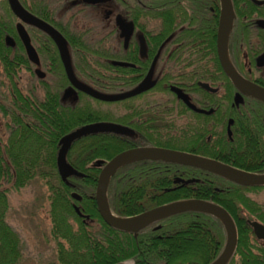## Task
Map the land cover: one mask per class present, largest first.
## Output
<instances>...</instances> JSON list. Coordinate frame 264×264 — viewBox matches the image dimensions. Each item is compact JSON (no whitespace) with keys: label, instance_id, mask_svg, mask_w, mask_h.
Segmentation results:
<instances>
[{"label":"trees","instance_id":"1","mask_svg":"<svg viewBox=\"0 0 264 264\" xmlns=\"http://www.w3.org/2000/svg\"><path fill=\"white\" fill-rule=\"evenodd\" d=\"M5 1V0H4ZM236 8L234 26L240 28L247 19L264 17V4L251 0H232ZM248 5V9L242 5ZM247 16V17H246ZM16 17L6 1L0 7V264H19L23 257V239L17 228L7 219L10 208L9 193L18 191L33 180L46 186L49 200L50 237L55 243L56 258L43 264H207L221 251L226 231L222 222L213 215L186 211L164 217L136 234L107 225L101 218L96 203L95 189L102 166L117 153L137 143L135 97L117 102H103L77 92L76 99L65 102L63 91L69 82L58 54L46 51L45 62L50 70L43 79L33 75L42 90L20 87L22 67L31 70L30 62L21 51L19 42L9 45L7 37L15 36ZM249 27V26H246ZM92 29V28H91ZM90 29V30H91ZM73 35H79L75 31ZM238 38V40H237ZM235 38L243 46L249 38ZM238 41V42H237ZM50 44L52 42L49 40ZM101 54V51L98 52ZM97 86H109L105 93H116L118 77L106 72L109 67L88 63ZM91 74V75H89ZM157 90H166L165 76H157ZM206 78V77H205ZM221 79H225L222 74ZM125 89L133 87L138 77L126 75ZM206 99L216 102L217 94L208 93ZM233 92L221 99H232ZM243 112L236 120L232 140L220 127L225 124L204 123L203 141L189 144L185 149L216 159L251 173H264V100L245 96ZM108 123L106 128L74 140L67 152L72 171L62 179L57 171L56 155L59 140L65 134L84 125ZM164 125L152 122L151 132L144 128L143 135L165 147L175 148L163 135ZM208 136L210 138L208 139ZM155 165V167L149 166ZM179 169L180 171H178ZM183 171V172H182ZM182 172L183 177L199 178L198 182L165 191L172 187V177ZM264 189L260 186H242L220 175L197 167L152 160L146 164L132 161L119 167L110 177L107 199L111 212L128 217L187 197L211 200L224 207L234 220L237 243L227 264H264V246L259 242L247 219L264 223V203L249 196ZM72 194L79 196L77 200ZM154 196L157 201H149ZM84 216H79L74 206ZM219 246L216 249V246ZM251 247H257L252 250Z\"/></svg>","mask_w":264,"mask_h":264},{"label":"flooded vegetation","instance_id":"2","mask_svg":"<svg viewBox=\"0 0 264 264\" xmlns=\"http://www.w3.org/2000/svg\"><path fill=\"white\" fill-rule=\"evenodd\" d=\"M5 1L16 17L15 36L7 37L6 41L13 46L19 42L21 51L31 64V70L22 67L20 73L25 70L39 78L36 75V69H39L44 73V76L39 79H43L50 70L49 64L45 62L46 51L52 49L61 61L59 48L44 30L16 16L8 0ZM5 1L0 0V7ZM18 2L33 16L47 22L63 36L75 78L99 92L105 93L103 91L109 86H97L92 79L83 77L90 73L84 68L87 66L85 59L91 64H94L93 60H97L95 63L98 66L102 64L104 67H109L106 72L117 75L119 91L116 93L137 87L153 65L151 80L155 82V85L133 96L136 98L135 119L138 128L137 143L132 148L159 147L196 154L185 148L189 144L202 143L204 123L210 120L205 116H211L210 123L214 125L225 124L224 127L219 128L220 132L225 130L227 137L232 140L233 128L236 124L234 115L244 111L240 106L246 103L245 96L248 95H243L242 102L238 104L234 102V95L239 89L227 76L220 63L216 44L221 10L220 0H18ZM242 6L248 9L246 4ZM233 10L234 18L227 42L230 64L244 79L264 87V59L262 58L264 17L259 18L253 15L254 18L245 20L242 27L238 28L234 26L236 17L234 5ZM20 25L36 52L37 64L29 60L27 47L18 33ZM75 31L79 32V35H73ZM238 36L242 39L249 38L250 44L243 46L241 42L237 47L235 38ZM49 40L52 45L48 42ZM100 51L101 54L98 53ZM61 65L67 78L62 61ZM222 74L225 79H221ZM126 75L138 77L136 84L130 89H125L124 86ZM157 76L166 77L167 83L162 86L166 90L156 89L159 86ZM68 82L69 87L65 88L62 95V100L65 102L76 99V93L79 91L69 80ZM200 83H207L214 91L205 90ZM171 87L177 88L191 106ZM203 91L217 94L220 99L211 102L206 99ZM229 92H233L231 100L221 99ZM230 120L231 136L227 132ZM152 122L164 125L163 135L176 145L175 148L161 146L143 135L144 128L148 129V133L151 132ZM152 160L137 161L149 164ZM152 166L155 167V165ZM182 172L172 177V187L163 189L169 191L198 182L199 178L183 177ZM183 180L192 181L185 183ZM185 199L198 198L187 197L179 200ZM157 200L152 195L149 199V201ZM248 220L250 219L246 220L247 224ZM256 239L264 246V240L257 237ZM226 240L220 253L207 264L213 262L222 253ZM218 247L217 245L216 249ZM251 248L257 249V247ZM128 263L132 264L131 261Z\"/></svg>","mask_w":264,"mask_h":264},{"label":"water","instance_id":"3","mask_svg":"<svg viewBox=\"0 0 264 264\" xmlns=\"http://www.w3.org/2000/svg\"><path fill=\"white\" fill-rule=\"evenodd\" d=\"M251 1L257 5L264 4V0ZM8 2L14 14H16V16H18L22 21L29 22L35 25L36 27L44 30L53 39V41L59 48L60 58L64 65L67 78L72 84V86L77 90L100 101L115 102L131 98L145 90L152 88L155 85V82L151 80V72L153 65L148 75L137 87L122 93H102L87 86L84 83L79 82L72 72L70 59L66 48V41L63 36L53 26L33 16L30 12L24 9L18 2V0H8ZM220 3L221 10L216 40L217 52L222 68L224 69L225 73L230 78V80L234 83V85H236V87L239 89V91L236 92L234 95V102L236 104L242 102L243 95H251L264 100V87L244 79L230 64L227 52V42L228 33L234 18V10L231 0H220ZM18 33L27 47V54L29 60L37 64L38 58L36 52L30 45L27 34L23 30L21 25L18 27ZM262 58L264 59V53L262 55ZM36 75L39 78H42L44 76V73L41 70L36 69ZM200 85L205 90L214 91V89L211 88L207 83H200ZM171 89L176 92L182 100H184L188 105H190L187 99L177 88L171 87ZM230 123L231 120L229 121L227 127V132L229 136H231ZM114 127L116 126L108 123L89 124L76 128L75 130L61 137L59 140V149L56 155V166L59 176L62 179H65L68 174L72 171L70 164L67 162L66 155L71 143L74 140L90 133L99 132L106 128ZM141 159H153L197 167L202 170H206L208 172L220 175L242 186L264 185V173H251L249 171L231 166L216 159L200 156L189 152L159 147L130 148L121 151L114 155L110 160H108L102 166L99 172L94 197L98 212L107 225L121 231L132 232L136 234L139 230L150 225L151 223L173 214L182 213L186 211H198L208 213L214 215L215 217L221 220L227 233V240L222 253L213 262L209 264H227L236 247L237 231L234 220L228 213V211L215 202L201 199L178 200L156 206L147 211L128 217H118L111 212L107 199V188L111 175L122 165ZM191 181L192 180H183V182L185 183H189ZM72 197L77 200L81 199L79 196H75L74 194H72ZM74 209L79 216H84L76 205L74 206ZM248 224L252 227L255 236L258 239L264 240V223L257 220H248Z\"/></svg>","mask_w":264,"mask_h":264},{"label":"rangeland","instance_id":"4","mask_svg":"<svg viewBox=\"0 0 264 264\" xmlns=\"http://www.w3.org/2000/svg\"><path fill=\"white\" fill-rule=\"evenodd\" d=\"M19 80L22 90L34 89L38 96H42L40 86L29 72H19ZM3 122L0 115L1 131ZM249 196L264 203V189L251 192ZM9 205L8 222L19 230L24 242L23 257L19 264H43L55 260L56 246L50 237L49 200L43 181L33 180L18 191L11 190Z\"/></svg>","mask_w":264,"mask_h":264}]
</instances>
